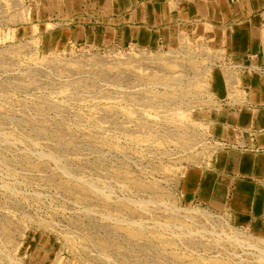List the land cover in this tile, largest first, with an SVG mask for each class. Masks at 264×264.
<instances>
[{
  "label": "rangeland",
  "instance_id": "1",
  "mask_svg": "<svg viewBox=\"0 0 264 264\" xmlns=\"http://www.w3.org/2000/svg\"><path fill=\"white\" fill-rule=\"evenodd\" d=\"M148 1L0 0V264H264L181 188L220 150L217 25L122 20Z\"/></svg>",
  "mask_w": 264,
  "mask_h": 264
},
{
  "label": "crops",
  "instance_id": "2",
  "mask_svg": "<svg viewBox=\"0 0 264 264\" xmlns=\"http://www.w3.org/2000/svg\"><path fill=\"white\" fill-rule=\"evenodd\" d=\"M200 2L178 3L180 10L175 14L217 25L214 28L220 35L214 46L219 49L218 61L212 69L210 90L222 108L215 109L211 129L226 145H219L205 168L186 173L182 192L190 204L223 214L233 226L264 238V75L258 73L257 62L250 60L262 47L264 0H238L233 5L220 0L218 8L211 1ZM167 4L169 0L142 3L122 20L154 26L164 19ZM167 17L173 19L171 13ZM139 28L149 30L144 25ZM157 31L152 27L153 33ZM243 65H248L247 69ZM231 81L234 86L229 85ZM230 89L237 93L235 100L228 98Z\"/></svg>",
  "mask_w": 264,
  "mask_h": 264
},
{
  "label": "built area",
  "instance_id": "3",
  "mask_svg": "<svg viewBox=\"0 0 264 264\" xmlns=\"http://www.w3.org/2000/svg\"><path fill=\"white\" fill-rule=\"evenodd\" d=\"M218 144L221 145V146L226 145V144H224V143H223V144H222V143H218Z\"/></svg>",
  "mask_w": 264,
  "mask_h": 264
}]
</instances>
